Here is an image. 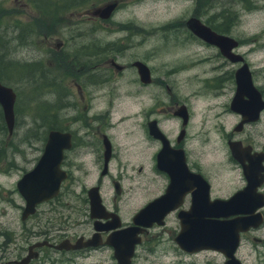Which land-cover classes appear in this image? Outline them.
<instances>
[{
	"label": "flooded vegetation",
	"instance_id": "obj_1",
	"mask_svg": "<svg viewBox=\"0 0 264 264\" xmlns=\"http://www.w3.org/2000/svg\"><path fill=\"white\" fill-rule=\"evenodd\" d=\"M241 1L243 2H240L238 7L232 8L223 3L202 6L199 0L193 1L189 16L198 18L212 31L227 36L228 42L220 47L215 42L202 39L185 26V20L189 16L185 17L180 23L188 34L184 38L192 40L194 52L192 56L181 53L173 59L164 71L168 72L164 73V81H158L153 75L145 54H134L128 61L119 62L118 58L109 55L110 52H80V59L75 61L60 51L58 56L54 57L56 55L51 52L52 48L46 51L48 62H55L56 68L66 74L65 78L78 77L66 80L72 90L65 87V90L56 96L54 109H69L74 112L68 117L72 118L77 116L78 107L88 109L91 107V99L98 96L104 98V107L89 113L91 115L80 117L86 132L89 129L88 120L96 122L91 129L94 135H73L64 122L61 128H54L69 133V144L62 149L59 163L66 171V177L61 180L58 192L63 190L71 176V155L77 157L74 160L82 171L88 162L91 172L85 170V175L91 181L78 188L77 197L73 200L76 208L67 206V202L59 201L57 193L35 202L32 211L25 215L22 214L25 199L15 186L18 196L15 202L18 210V228L11 239L0 224V264H84L80 259L92 254L98 257V262L89 260L86 264H118L113 256L112 245L106 241L107 236L130 226L132 216L138 209L153 198L167 193L176 205L164 212L159 218L162 221L160 224L154 218L150 225L136 232L138 241L133 245L128 258L129 264H133L137 257L138 247L152 251L150 242L164 230L177 250L189 254L191 252L184 251L173 240L180 229L178 212L183 214L192 202V217H198L200 214L207 217L206 213H209L210 208L205 202L228 199L238 190H243L240 197L244 203H258L259 199L262 203L252 210L229 212L227 215H218L217 218L244 215L254 219V214L259 213L258 222L239 230L233 254L240 264H264V23L261 27L243 28L241 11L253 13L262 5L253 1ZM88 17L97 18L95 15ZM100 19L96 20L97 23L103 21ZM160 39L165 42L163 35L156 39V42ZM150 41L154 43V40ZM62 43L63 39L55 41L56 48ZM165 47L174 50L187 48L181 41L168 42ZM88 56L91 58L88 59ZM135 60L141 61L147 67L146 80L139 75L133 63ZM103 61L107 62L106 67L96 68L97 65L103 66L100 65ZM43 67L32 70L52 75L53 69L50 66ZM189 68L194 69L191 88L180 93L175 89L177 86L173 83V76ZM125 69L129 73L130 82L125 91L127 104L130 105V112L126 113V116L131 118L136 114L138 128L143 135H129L128 144L122 145V142L118 141L119 138L115 139L117 135H111L109 132L112 124L124 115L121 113L115 117L117 108L113 101L118 98V85L115 82H105L115 81ZM88 84H92L90 88ZM150 85L161 88L162 91L159 94H151L148 92ZM133 106L137 109L131 110ZM50 113L57 118L55 110L51 109ZM164 121L174 122L173 127L169 129ZM189 121L193 123L191 133L188 131ZM149 126H155L162 133V137L150 134ZM46 136L38 138L39 152L32 154L30 167L23 169L16 180L36 163ZM121 147L122 151L127 152L120 155L122 160L118 151ZM144 152L146 155L142 158L141 154ZM158 152L160 167L157 165ZM0 153L2 154V147ZM4 162L2 158V165ZM127 163L128 168L136 175L150 174L148 179L138 186L152 191L145 202L124 218L118 200L124 192L122 178H130V175L125 173ZM104 177L108 178L114 191V195L110 197L103 195ZM154 177H157V180H154ZM172 177L179 182V186L168 187ZM92 186H96L101 204L94 208L93 212L87 194V190ZM66 188H69V184ZM2 199L6 201L3 193ZM55 213L60 215L55 217ZM211 214L209 217L215 216ZM153 216H157V213ZM78 226H81V229L75 231ZM62 241L78 245L56 247ZM244 241V244L250 246L247 253H254V260L238 256ZM103 248L111 250L110 258L108 255H100ZM223 259L224 256L220 262ZM103 260L106 262L103 263Z\"/></svg>",
	"mask_w": 264,
	"mask_h": 264
},
{
	"label": "rangeland",
	"instance_id": "obj_2",
	"mask_svg": "<svg viewBox=\"0 0 264 264\" xmlns=\"http://www.w3.org/2000/svg\"><path fill=\"white\" fill-rule=\"evenodd\" d=\"M105 1L108 0H0V60L2 65L6 59L13 61L7 73L5 72L4 75L2 73V76L7 85L18 91L19 101L23 103L21 109H15L13 113L12 130L6 138V134H2L0 130V147H2V154L0 153V224H2L3 230L6 229V235L11 236V239H13V233L18 228L19 222L15 204L18 200L15 180L23 169L30 167L32 154L36 153L35 151L39 152V141L37 140L46 135V131L49 129V122L40 124L42 123L41 120L50 116L49 113L35 110V104L42 100L54 103L56 96L65 90V87L72 90L66 80L78 79L76 76L65 78L66 74L61 69L56 68L55 62L52 60L50 63L48 62L46 51L52 48L51 52L56 55L54 57H57V53L60 51L64 56L73 58L75 61L80 59V52L87 54H93L96 51L110 52L109 55L118 58L117 61L119 62L128 61L129 57L134 54H145L152 67V73L158 81H164V73H168L164 72L166 67L181 53H187L188 57L193 55L194 45H191L192 40L184 38L188 34L182 28L180 21L191 14L194 0H116L117 5L109 17L104 19L88 17L90 15L88 11L92 7ZM251 1L262 6L253 13L241 11V25L246 29L261 27L264 23V0H245L247 3ZM199 2L202 6L223 3L232 8L238 7L243 1L199 0ZM98 19L103 21L97 23L96 20ZM43 35L47 36L43 37ZM162 35L165 42H162L161 39L156 42V39ZM262 38H264V34H262ZM59 39H63V43L60 44L59 48H56L55 41ZM150 40H154V43H151ZM177 41L184 42L187 48L174 50L165 47L166 43ZM90 58L88 56V59ZM32 60L50 66L53 69L52 75L47 72L40 74L31 68L24 71L19 68L20 63H28ZM105 64L107 62L103 61L100 64L103 66L97 65L96 68L104 69ZM193 72L194 69L189 68L183 73L173 76V83L177 86L175 88L177 91L181 93V91L185 92L191 88ZM78 82L81 83V81ZM114 82L118 85V98L113 101L117 108L115 117L121 113L124 115L112 124L109 132L111 135H117L115 139L119 138V143L122 142V145H126L129 135L143 134L138 128L136 114L132 115L131 118L126 116V113L130 112V105L127 104L125 94L127 86L130 84L127 69L118 75L115 81L105 83ZM91 85L88 84V87L90 88ZM161 91V88L157 89L151 85L148 87V92L151 94H159ZM36 93L39 96L29 98L32 95L35 96ZM90 105L91 107L88 109L78 107L77 116L72 118H68L74 114L69 109L55 110L57 116L55 123L62 125L64 122L66 128L71 130L73 135H94L91 133V129L94 128L96 122L88 120L89 129L86 132L81 125L80 117L91 115V112L104 107V98L95 97L90 100ZM136 109L137 107L133 106L131 110ZM39 115L42 118L34 117ZM33 118L34 122L39 124L38 135H32L35 127L32 122ZM164 123L169 129L174 125V122L171 121H164ZM192 124L189 121V133L193 131ZM118 151L122 160L120 155L127 152L122 151V147ZM145 155L146 152L142 153L141 157L144 158ZM70 157L73 159V163L69 165L71 176L66 181L63 190L58 192L60 197L58 199L67 202V206L76 208L73 200L77 197L78 188L84 183H90L91 179L85 175V170L88 172L91 170L88 162H86L85 170H80L76 160H74L77 157L73 155ZM2 158L5 161L3 165ZM125 173L130 175V178H122L124 192L118 200L124 218L133 209L145 202L152 191L138 186L142 181L147 180L150 174L136 175L128 168V163L125 167ZM153 179L157 180V177ZM68 184L69 188H66ZM222 188L224 189V186ZM224 192L226 191L224 190ZM2 193L6 201L2 199ZM103 195L106 197L114 195L107 177L103 179ZM74 212L76 211L74 210ZM58 215L60 214L55 213V217ZM80 229L81 226H78L74 230L79 231ZM155 230L160 231L161 228H155ZM244 243L246 241L242 244ZM150 244L152 251L142 250L141 247L137 248L138 255L133 260V264H220L223 257L219 251L214 249H201L189 254L180 252L175 248L165 230L158 233ZM249 247V244H244L239 249L238 256H244L246 260H254V253H247ZM109 253L111 250L103 248L100 255H108L110 258ZM97 258L95 254H92L90 257L80 260L84 264L89 260L97 263ZM102 262L105 263L106 261L103 260Z\"/></svg>",
	"mask_w": 264,
	"mask_h": 264
},
{
	"label": "water",
	"instance_id": "obj_3",
	"mask_svg": "<svg viewBox=\"0 0 264 264\" xmlns=\"http://www.w3.org/2000/svg\"><path fill=\"white\" fill-rule=\"evenodd\" d=\"M115 6L116 0H108L100 5L92 7L88 11V14L104 19L111 14ZM185 26L190 32L204 40L215 42L220 47H223L226 41L228 42L227 36L212 31L196 17L189 16L186 18ZM133 63L139 75L146 80L148 78V69L145 64L139 60H135ZM14 100L15 92L12 87L0 81V109L8 133L11 132L14 121ZM148 130L153 136L162 137V133L155 126H149ZM46 135L42 152L38 160L15 182L17 190L25 199L22 211L24 215L32 211L35 202L55 196L58 193L61 180L66 177V171L60 167L59 163L62 149L68 147L69 133L64 130L49 128L46 131ZM163 147H165V143ZM157 165L159 167L161 166L159 152L157 154ZM200 183H202L201 180ZM114 186L116 188L117 185L114 183ZM175 186H179V182L172 177L168 187L173 188ZM242 191L243 190L236 191L228 199H213L205 202V205L210 208L209 213H206L207 217L201 214L198 217H192L191 211L193 209V204L191 202L189 208L183 211V214L182 212H178L177 214L179 217L180 229L173 237L174 242L187 252L201 249H214L224 256L221 264H240L233 254L238 240V232L248 225L258 222L260 220V215L259 213L254 214V219L244 215L222 219L217 218V216L227 215L229 212L234 213L247 211L249 209L252 210L262 203L260 199L258 203H244L240 197L241 193H243ZM87 194L89 196L90 209L91 212H93L92 210L94 208H97L98 205L101 206L96 186L90 187L87 190ZM168 195L169 193L159 195L147 202L134 213L130 226L119 229L112 235L110 234L107 236L106 241L112 245L113 256L118 264H129L128 258L132 253L133 245L138 241V238L135 236L136 232L150 225L154 218H156V221L160 224L162 221L159 218L163 216L164 212L176 205V203L171 200L172 197L170 198ZM198 195L203 196L200 193H198ZM210 212L214 213L211 214ZM155 213H157V216H153ZM210 214L215 216L209 217ZM76 245H78V243H76ZM76 245H70V243L62 241L57 244L56 247Z\"/></svg>",
	"mask_w": 264,
	"mask_h": 264
},
{
	"label": "trees",
	"instance_id": "obj_4",
	"mask_svg": "<svg viewBox=\"0 0 264 264\" xmlns=\"http://www.w3.org/2000/svg\"><path fill=\"white\" fill-rule=\"evenodd\" d=\"M12 62H13L12 60L6 59L5 62L3 63V65H2V61L0 60V81L5 83V84H6V82H4V79H3L4 77L2 76V73H3V75L5 74V72L7 73L8 68L12 66ZM34 62L35 61L32 60V61H30L28 63H22V64L20 63L18 66H19V68H22L23 71L26 70V69H29V68H31V70L32 69H42V68H44L43 65L41 64V62H35V63ZM14 67H17V66H14ZM28 75L30 77V72L28 73ZM21 77H23V76H21ZM13 90L15 92V100H14V104H13V109H14V111H15V109L20 110L21 109V105L23 103H21L19 101V93H18V91H16L14 88H13ZM29 93H30V91H29ZM37 93H36L35 96L32 95L29 98L32 99L34 97L39 96V94H37ZM27 98H28V96H27ZM53 105H54L53 103H49L46 100H42V101L36 102L35 110H39V111L42 110V111H45V112L49 113V115H50L47 119L41 120L42 123H40V124H45V123L49 122L48 123V128H61V125L55 123L56 122V117L51 115V113L49 112V110H51V109L56 110V109L53 108ZM34 117L42 118L41 115L34 116ZM32 122L35 125L32 135H38V127H39L38 125L39 124L37 122H34V118H33ZM0 130L2 131V134H6V135L9 134L7 132V130H6V128H5V125H4V122H3V119H2L1 109H0Z\"/></svg>",
	"mask_w": 264,
	"mask_h": 264
}]
</instances>
